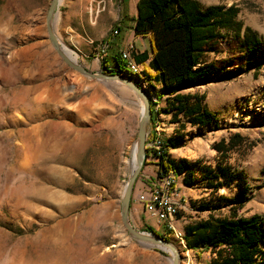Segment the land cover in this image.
<instances>
[{"label": "rangeland", "instance_id": "obj_1", "mask_svg": "<svg viewBox=\"0 0 264 264\" xmlns=\"http://www.w3.org/2000/svg\"><path fill=\"white\" fill-rule=\"evenodd\" d=\"M50 1L0 0V264H171L169 250L133 240L120 220L142 104L122 83L88 80L65 65L46 33ZM197 1L203 7L235 6L237 20L260 42L252 48L242 36L221 30L222 37L205 50L198 65L206 82L181 91L205 95L207 109L216 115L214 125L179 129L171 116L160 113L166 96L158 84L146 78V86L127 76L122 63L124 71L117 75L157 104L153 124L147 125L148 142L183 136L167 151L172 159L201 160L213 167L214 142L234 133L245 137L246 143L228 158L248 188L238 216L264 217V0ZM137 2L59 0L53 33L74 63L103 73L111 33L120 18L136 13ZM140 66L153 76L148 65ZM69 83L74 91L65 93L63 104L48 106L45 93L54 89L60 97L61 87ZM82 87L88 88L82 92ZM158 156L146 154L131 199L148 195L157 180ZM178 188L182 207L171 231L153 222L143 206V224H130L148 234V228H158L153 230L179 250L181 264H208L210 252L188 250L184 236L174 230L209 213L227 216L229 206L219 197H235L237 190L213 194L198 183ZM203 203L208 208L200 211Z\"/></svg>", "mask_w": 264, "mask_h": 264}, {"label": "trees", "instance_id": "obj_2", "mask_svg": "<svg viewBox=\"0 0 264 264\" xmlns=\"http://www.w3.org/2000/svg\"><path fill=\"white\" fill-rule=\"evenodd\" d=\"M136 7L133 32L135 36L148 37L151 55L149 59L146 53L135 51L134 61L143 65L149 59L148 68L153 76L144 72L145 77L158 84L160 93L166 96L165 107L160 113L170 115L171 123L178 124L181 130L187 125L195 128L214 125L216 115L207 109L205 95L183 94L181 91L206 82V74L198 65L205 50L222 37L221 30L232 32L237 38L242 36L243 42L252 48L260 45L254 32L237 20L238 9L233 5L203 7L197 0H138ZM116 28L119 33L120 27ZM121 63L125 67L119 52L107 55L102 61L103 73L120 74L124 71ZM154 105L151 103V124ZM182 138L177 136L168 138L165 143L160 142L163 151L156 161V175L161 178L172 172L182 176L186 186H192L197 180L193 166L184 159L176 161L167 154L168 149L175 148ZM246 141L245 137L234 133L214 142L211 148L217 153L215 167L200 168L201 186L211 193L222 189L237 190L235 197H219L229 206L227 216L210 213L206 220L195 222L184 230L188 250L210 252L208 264H264V217L258 214L238 216L247 201L248 188L243 173L236 172L228 164L229 155L237 152ZM207 208L204 203L199 207L200 211Z\"/></svg>", "mask_w": 264, "mask_h": 264}, {"label": "water", "instance_id": "obj_3", "mask_svg": "<svg viewBox=\"0 0 264 264\" xmlns=\"http://www.w3.org/2000/svg\"><path fill=\"white\" fill-rule=\"evenodd\" d=\"M58 2L59 0L50 1L49 7L46 12V16H45V28H46V33H47L49 42L51 43L52 47L54 48L58 56L61 58V60L65 63V65L73 72H76L77 74L81 75L83 78H86L88 80L118 81L122 83L138 97V99L140 100L142 104L141 118L138 124V131H137L136 144H135L136 166L133 169V172L131 173L127 181V184L125 186V190H124V193L121 199V203H120L119 212H120V220H121L122 227L124 231L127 233V235L137 242L153 244V245L160 246L164 249L169 250L172 256L171 264H181V255L177 248H175L170 243H167L166 241H164L158 235L137 231L130 224V219H129V209H130V203H131V198H132L133 186L138 177L139 172L141 171V168L146 158L145 145H146L147 125L150 122L151 117H152L150 101L145 95V92L142 89H140L136 84H134L132 81L125 79L119 75H105L103 73L89 72L83 66L74 63L67 56L65 51H63V49L60 47L59 41L54 35L53 28H52V20H53V16L55 14ZM85 88L86 87L83 88L82 92L85 91ZM73 91H74L73 83L66 84L62 86L61 88L62 93H66V92L73 93Z\"/></svg>", "mask_w": 264, "mask_h": 264}, {"label": "built area", "instance_id": "obj_4", "mask_svg": "<svg viewBox=\"0 0 264 264\" xmlns=\"http://www.w3.org/2000/svg\"><path fill=\"white\" fill-rule=\"evenodd\" d=\"M117 32V29H113L111 37L113 38V35L117 34ZM134 52L135 48L130 44L127 50L120 51V57L126 62L135 60L133 56ZM145 149L147 150L146 154L148 157H152L154 153L160 155L162 145L153 139L145 145ZM139 201L143 206L144 212L153 222H156L158 226L164 225L168 231H171V222L174 221L182 204L180 189L169 173L161 176V178H157L155 183L150 187L148 195L140 197Z\"/></svg>", "mask_w": 264, "mask_h": 264}, {"label": "crops", "instance_id": "obj_5", "mask_svg": "<svg viewBox=\"0 0 264 264\" xmlns=\"http://www.w3.org/2000/svg\"><path fill=\"white\" fill-rule=\"evenodd\" d=\"M131 1L132 2H137L138 0H131ZM207 7H209V6H207ZM136 15H137V9H136V13L134 15H132V13H131L129 15V17L128 16H124V17L120 18V20H119V24L120 25L118 26L121 29L120 32H119L120 35L117 36L116 38H109L110 45H109V49L107 50L109 55H113L114 53L119 52L120 50H125V49L128 48V45L133 44L135 46V48L137 49V53L138 54L146 53L147 56L150 59L151 52H150V46H149L148 37H138V36H135V34L133 32V19L136 17ZM149 59L142 65L143 68L144 67L146 68V66L148 65ZM163 98H164V96H163ZM155 106H157V104L154 105V107ZM167 116H170V115H167ZM186 127H190V126L187 125ZM208 127L209 126H206L204 128H208ZM191 128H195V127H191ZM173 139H175V136H174ZM174 160L177 161V160H180V159H174ZM184 160H186L189 164H191L193 166V168L195 169L194 177H195V179L197 178V180L194 182L193 185H195V183L201 184L200 181H199V177L196 174L197 173L201 174V171H200L201 167H204V166L212 167V166L211 165H205L204 162H202L201 160H196V161L195 160L191 161V160H187V159H184ZM195 164H197V165H195ZM215 164H216V162H215ZM214 167L215 166H213L212 168H214ZM178 177L179 176H177V179H178ZM178 183H179L178 186L180 188H184V186H185L186 188L190 189L191 187H193V185L192 186H186L184 184V182H183V177L182 176L179 177V182ZM180 192L183 193L182 190ZM131 200L132 201L130 203L129 219H130L131 223L136 227L138 225L143 224L144 214H143V210H142V204L140 203V201H137L135 198H133ZM207 218H205L203 220H200V221H204ZM180 219H183V218H180ZM192 224H194V223H190L188 225H184V227H181L178 231L174 230V233L181 232L183 235L181 233H178V237L184 236L185 228L187 226H189V225H192ZM153 229L155 231H157L158 228L153 227Z\"/></svg>", "mask_w": 264, "mask_h": 264}, {"label": "bare ground", "instance_id": "obj_6", "mask_svg": "<svg viewBox=\"0 0 264 264\" xmlns=\"http://www.w3.org/2000/svg\"><path fill=\"white\" fill-rule=\"evenodd\" d=\"M64 50H65L67 56L70 57L72 60H74V58L71 57L69 52L66 49H64ZM121 59L125 63L126 70L124 71V73H126L127 76L134 78V79L139 78L141 81L145 82L146 86H150L149 82H147V79H146L147 77H145V74L143 73V70L141 69V66L139 64H137L134 60L126 62L123 58H121ZM82 88H84V87H82ZM45 94H46V96H45L44 100L48 106H50V105L55 106L56 104H61V103L63 104V102H64L65 93L59 92L60 97H58V95L54 89H49L47 91V93H45ZM212 101H213L212 97H209L208 102L212 103ZM93 106L96 107L97 104L93 103ZM42 133H44V132H42ZM130 165L132 168H135V166H136L135 146L132 148ZM168 173L173 177V179L175 180V183L178 185L177 175H175V173H172V172H168ZM171 229H173L172 222H171Z\"/></svg>", "mask_w": 264, "mask_h": 264}]
</instances>
